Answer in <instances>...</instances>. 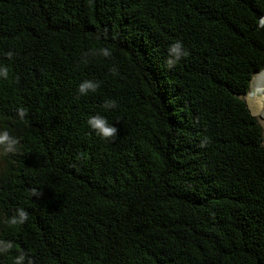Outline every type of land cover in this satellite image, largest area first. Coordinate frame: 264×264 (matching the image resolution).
I'll return each instance as SVG.
<instances>
[{
	"label": "trees",
	"instance_id": "16d2710c",
	"mask_svg": "<svg viewBox=\"0 0 264 264\" xmlns=\"http://www.w3.org/2000/svg\"><path fill=\"white\" fill-rule=\"evenodd\" d=\"M263 16L264 0H0V129L18 139L0 264H264V138L242 100ZM85 79L100 87L81 97ZM97 114L116 138L87 127Z\"/></svg>",
	"mask_w": 264,
	"mask_h": 264
},
{
	"label": "clouds",
	"instance_id": "9594fccd",
	"mask_svg": "<svg viewBox=\"0 0 264 264\" xmlns=\"http://www.w3.org/2000/svg\"><path fill=\"white\" fill-rule=\"evenodd\" d=\"M166 52L167 57L164 61L166 68L173 67L177 62L187 55L182 43L179 40L170 43L166 49ZM6 55L11 58L13 53L8 52ZM87 55H99L104 58H109L111 57L112 52L108 47H100L98 49L91 50L90 53L85 55L84 62H87ZM109 71L112 74L117 73V69L115 67L111 68ZM8 77V67L0 64V80H7ZM99 87L100 83L98 81L85 79L78 84L76 91L79 96L84 97L90 93H95ZM101 107L105 111H110L117 107V102L113 99H106L102 103ZM18 115L23 116V112L18 111ZM86 125L97 137L103 140H110L117 137V128L114 126V124H109L107 119L99 114L90 116L86 120ZM17 145L18 139L16 137L11 135L7 129H0V155L15 153L17 151ZM32 196L39 197L40 192L37 190H32ZM27 219L28 213L23 208H17L15 210V214L11 215L7 222L12 226L23 225ZM10 247L11 244L9 242L0 241V254L6 253ZM13 264H25V256L22 252L14 257Z\"/></svg>",
	"mask_w": 264,
	"mask_h": 264
},
{
	"label": "rangeland",
	"instance_id": "374dc122",
	"mask_svg": "<svg viewBox=\"0 0 264 264\" xmlns=\"http://www.w3.org/2000/svg\"><path fill=\"white\" fill-rule=\"evenodd\" d=\"M257 75H255L252 78L248 92L246 95H244L242 97V100L245 102L250 114H251V112L253 113L251 115L253 117H255V119L257 120V122L261 126L262 134H263V138H264V76L260 77ZM256 89H261V90H259V92H257L258 90H256ZM251 90H254V94L251 93ZM248 95L251 97L247 99L246 97ZM256 99L257 100L260 99V101L262 102V104L260 103L259 108L257 106L259 101H256Z\"/></svg>",
	"mask_w": 264,
	"mask_h": 264
},
{
	"label": "bare ground",
	"instance_id": "6f19581e",
	"mask_svg": "<svg viewBox=\"0 0 264 264\" xmlns=\"http://www.w3.org/2000/svg\"><path fill=\"white\" fill-rule=\"evenodd\" d=\"M260 23H262V24H264V16L260 19ZM257 76H260V77H263L264 76V69L257 75ZM251 84V83H250ZM253 88V87H252ZM256 90H258L257 92H259V90H261V89H256ZM251 93L252 94H254V90H251ZM251 96H247L246 98L248 99V98H250ZM256 101H259V103H258V108H259V105H260V103L262 104V102L260 101V99L259 100H257L256 99ZM251 114H253L252 112H251Z\"/></svg>",
	"mask_w": 264,
	"mask_h": 264
},
{
	"label": "water",
	"instance_id": "95a60500",
	"mask_svg": "<svg viewBox=\"0 0 264 264\" xmlns=\"http://www.w3.org/2000/svg\"><path fill=\"white\" fill-rule=\"evenodd\" d=\"M259 24L262 25V23H260V21H259ZM254 75H255V74H254Z\"/></svg>",
	"mask_w": 264,
	"mask_h": 264
}]
</instances>
